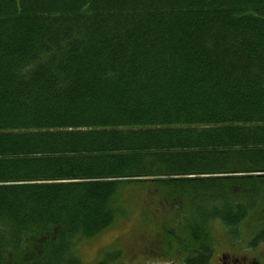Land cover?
<instances>
[{"label":"trees","instance_id":"trees-1","mask_svg":"<svg viewBox=\"0 0 264 264\" xmlns=\"http://www.w3.org/2000/svg\"><path fill=\"white\" fill-rule=\"evenodd\" d=\"M134 185L169 254L264 241V0H0V264H83Z\"/></svg>","mask_w":264,"mask_h":264},{"label":"rangeland","instance_id":"rangeland-1","mask_svg":"<svg viewBox=\"0 0 264 264\" xmlns=\"http://www.w3.org/2000/svg\"><path fill=\"white\" fill-rule=\"evenodd\" d=\"M150 191V188L145 187V185L128 186L122 189L119 196L120 201L122 204L128 205L125 215H119L111 225L104 228L96 236L77 243L74 247L75 256H77L83 264H97L100 260L105 258L107 253L111 254L113 249L114 251L126 254L123 259L124 264L168 263L169 260L165 259L163 262L157 261V259L149 253V250L145 248V246L148 245L149 248L153 249V247L155 248V246L158 245L161 252L164 250L162 243L166 245V240L159 238L161 236V229H159V227L165 219L170 217L172 211V209L169 208L166 209V211L162 209L158 210L161 204L157 203L159 200L154 197ZM203 212L204 210L200 211V216ZM196 218L195 223H198L200 218L197 214ZM211 222L213 221L211 220L209 223L207 221L206 225ZM203 223L205 224L204 220ZM222 223H224V221H222ZM212 232V250L205 252L206 254L210 253L208 254L210 256L212 253L213 256L216 255L222 248L228 249L227 244L230 242H239L238 240L244 241L252 238L256 231L249 230L248 222H246V225L240 227L236 231L230 230L225 227L224 224L221 225L217 223ZM236 233L238 234L237 236ZM146 238L150 239V243L147 242ZM240 243L242 245L244 244L243 242ZM155 249L157 250V248ZM185 254H193L190 256H194L195 254L201 253H197L196 251L189 253L185 251ZM171 256L172 255L168 258L173 257ZM212 259H214V257ZM194 260L195 259H192V264H197L198 261L195 260L194 262Z\"/></svg>","mask_w":264,"mask_h":264},{"label":"flooded vegetation","instance_id":"flooded-vegetation-1","mask_svg":"<svg viewBox=\"0 0 264 264\" xmlns=\"http://www.w3.org/2000/svg\"><path fill=\"white\" fill-rule=\"evenodd\" d=\"M146 239L147 242L150 243V239ZM249 240L250 239L244 241L238 240L239 242H230L227 244L228 249L222 248L214 256L213 253L211 256L206 254L205 259L200 260L197 264H264V241L258 242L255 245H250L248 242ZM240 242H243L244 244L242 245ZM145 248L149 250V253L154 256L157 261L163 262L164 259L169 260L168 263L165 264H192V259H188L186 257L184 258L182 253H173V257L171 256L172 258H168L170 257L168 255L169 253L163 252L165 254L164 255L163 253L159 252L160 248L158 245L155 246L158 251L154 247L153 249L149 248L148 245H146ZM114 253H118V255L114 259L109 260L107 264H124L123 259L125 258L126 254H122L119 251H114L112 249L111 254ZM212 256L214 259H212Z\"/></svg>","mask_w":264,"mask_h":264},{"label":"bare ground","instance_id":"bare-ground-1","mask_svg":"<svg viewBox=\"0 0 264 264\" xmlns=\"http://www.w3.org/2000/svg\"><path fill=\"white\" fill-rule=\"evenodd\" d=\"M89 63V62H88Z\"/></svg>","mask_w":264,"mask_h":264}]
</instances>
